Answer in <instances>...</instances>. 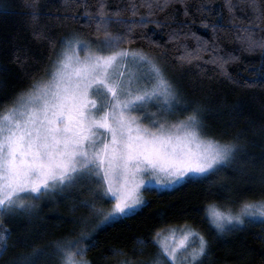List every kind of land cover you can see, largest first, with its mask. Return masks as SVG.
<instances>
[{"label":"snow or ice","instance_id":"snow-or-ice-1","mask_svg":"<svg viewBox=\"0 0 264 264\" xmlns=\"http://www.w3.org/2000/svg\"><path fill=\"white\" fill-rule=\"evenodd\" d=\"M72 4L84 6L88 26L94 25V34H102L103 39L61 38L46 79L33 81L0 113V254L8 250L12 231L4 227L5 217H30L35 207L32 200L42 194L87 186L90 196L74 204L73 210L85 208L89 216L99 219L90 231L83 229L87 217L73 221L80 223L82 230L75 238L55 241L54 251L59 264H91L84 257L96 246L93 232L147 207L142 189L211 182L240 153L236 142L221 141L204 132L202 106L185 108L179 87L154 58L140 50L122 48L121 43L129 40L134 27L152 23L167 27L168 40L184 48L179 63L191 64L201 58V51L210 49V62L216 71L234 79L228 64L240 58L231 52L221 55L215 39L210 44L190 29L185 32L186 23L172 27L175 20L171 14L164 19L152 18L165 12L172 0H128L123 9H113L111 14L105 0H97L95 13L87 0H63L65 9ZM24 5L31 10V19L38 21L43 14L39 0H24ZM222 8L229 22H223L221 12L216 14L220 22L209 25L202 20L204 26L211 28L214 37L221 31L231 32L242 51H259L264 69V0H222ZM141 9L145 14H140ZM238 9L246 15H237ZM198 10L203 11L204 5ZM184 11L187 15L186 3ZM124 12L139 15V19H123ZM53 18L60 23L79 19L67 11ZM115 23L126 30L112 32ZM34 34L44 36L41 31ZM189 35L196 40L195 48L181 40ZM142 38L160 47L152 35L145 33ZM56 43L49 38L50 47L54 49ZM242 82L264 88V71L250 82L247 78ZM182 113V118L169 119ZM97 200L107 201L110 207H97ZM206 214L218 235L259 224L262 231L256 235L264 242V196L245 198L237 212L209 205ZM177 231L169 229L163 237L157 232L154 239L159 249L152 264H211L212 249L203 235L180 229L177 236ZM135 243L138 247L133 252L142 253L147 241L138 239ZM22 246L31 251L20 254L16 264H41L48 254V249L27 240ZM111 252L124 257L117 264H135V256L127 257L122 249Z\"/></svg>","mask_w":264,"mask_h":264},{"label":"trees","instance_id":"trees-1","mask_svg":"<svg viewBox=\"0 0 264 264\" xmlns=\"http://www.w3.org/2000/svg\"><path fill=\"white\" fill-rule=\"evenodd\" d=\"M105 2L111 14L113 9H123L128 0ZM87 3L95 13L97 0H87ZM200 5H204L203 11L198 10ZM39 8L43 14L34 22L24 0H0V113L12 106L17 95L26 91L33 81L46 77L61 47V38L75 35L89 42L103 39L102 34H94V25L88 26L85 8L81 4H72L65 9L63 0H39ZM65 11L79 19L60 23L53 18ZM221 12L223 22L227 24L229 16L223 11L222 0H172L165 12H159L152 18L164 19L171 14L175 20L172 27L186 23L185 32L190 29L208 39L210 44L215 39L221 55L231 52L238 56L239 60L228 64V71L234 79L216 71V66L210 62L213 55L210 49L201 51V58L191 64L179 63L178 57L184 48L179 42L168 40L167 27H157L152 23L144 28L136 26L129 40L121 43L120 47L140 50L154 58L179 87L183 106L187 109L197 104L202 106L204 132L221 141L236 142L240 148L238 158L219 177H212L211 182L181 184L169 189H142L147 207L134 216L101 225L93 232L96 246L91 247L84 257L91 264H117L124 257L113 256V248L122 249L129 258L135 256V264H148L159 249L157 239H154L157 232L177 226H188L209 241L211 264H264V242L256 235L262 231L261 225L251 224L218 235L206 214L209 205H216L224 211L229 208L237 211L245 198L264 196V88L242 82L245 78L250 82L259 71H264L261 53L242 51L231 32L221 31L213 36L211 28L205 27L202 20L209 25L220 22L221 18L216 14ZM140 14H145V10L141 9ZM237 15L246 13L238 9ZM122 18L139 19V15L132 17L124 12ZM125 30V26L118 23L111 26L114 33ZM36 31L43 32L44 36H36ZM145 33L152 35L160 47L143 39ZM49 38L57 42L54 49L49 45ZM181 40L189 48L196 47V40L191 35L186 39L182 36ZM95 46L93 43L92 47ZM250 68L256 71H250ZM183 115L169 119L182 118ZM83 199L85 197L81 195L75 196L72 203L66 199L68 204L59 205L60 215L51 211L41 213L37 223L28 221L25 216L5 217L4 227L12 231L8 250L0 254V264H16L20 254L30 252L31 248L22 246L24 240L48 249L41 264H59L54 242L75 238L80 223L73 221L79 220L88 210L80 207L73 210V205ZM97 207L107 210L110 205L107 201L97 200ZM98 219L91 216L85 229L92 230ZM138 239L147 243L143 252L137 254L133 248L138 247L135 243Z\"/></svg>","mask_w":264,"mask_h":264},{"label":"rangeland","instance_id":"rangeland-1","mask_svg":"<svg viewBox=\"0 0 264 264\" xmlns=\"http://www.w3.org/2000/svg\"><path fill=\"white\" fill-rule=\"evenodd\" d=\"M80 39H82V38H80ZM82 40H84V39H82ZM80 55L83 56L84 53L81 52ZM50 70H51V67H50L49 71ZM44 79H46V77ZM10 107H8V108H10ZM8 108H6L5 110H3L1 113H3L4 111H6ZM174 186H176V185H173V186H171L169 188H172ZM155 188L165 189V188H160L158 186L155 187ZM169 188H167V189H169ZM79 195L83 196V198L84 197L86 198L87 196L90 195L87 186H85V187L75 186L73 188L66 189L63 192L57 190V191H49L47 193H44V194H42L40 196V198L32 200V203L35 204V207L33 209V215H31L30 217L29 216H25V218L28 221L33 220V222L37 223L39 221L40 217H41V213L51 211L53 213L59 214L60 213V210H59V205L60 204H63L64 202H67L66 199H68V202L69 203H72V201L75 198V196H79ZM68 202H67V204H68ZM237 211H239V210H237ZM237 211L234 210L233 212H237ZM81 217H87V220H86L85 224L83 225V229L86 230V231H89L90 229L89 228L88 229H85V227L87 226L88 219L91 216H89L88 213H86V214L82 215ZM169 229H177L178 230L177 231V236H178L180 229H191V228L188 227V226L170 227V228H168L166 230H163V231L159 232L160 233V236L163 237V236L168 235ZM81 230H82V226L80 224V228H78L77 233H76L77 235L74 236V237H77ZM191 230L194 231L193 229H191ZM157 243H158V240H157ZM158 247H159V243H158ZM152 261H150L148 264H152Z\"/></svg>","mask_w":264,"mask_h":264}]
</instances>
